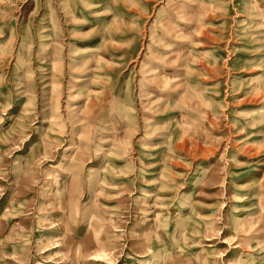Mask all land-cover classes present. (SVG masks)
Instances as JSON below:
<instances>
[{
  "label": "rangeland",
  "instance_id": "1",
  "mask_svg": "<svg viewBox=\"0 0 264 264\" xmlns=\"http://www.w3.org/2000/svg\"><path fill=\"white\" fill-rule=\"evenodd\" d=\"M0 264H264V0H0Z\"/></svg>",
  "mask_w": 264,
  "mask_h": 264
}]
</instances>
